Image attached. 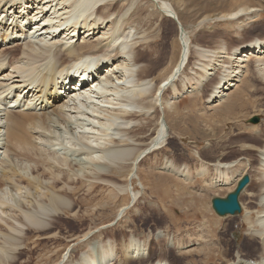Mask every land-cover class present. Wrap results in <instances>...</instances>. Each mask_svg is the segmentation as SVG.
<instances>
[{
    "label": "bare ground",
    "instance_id": "obj_1",
    "mask_svg": "<svg viewBox=\"0 0 264 264\" xmlns=\"http://www.w3.org/2000/svg\"><path fill=\"white\" fill-rule=\"evenodd\" d=\"M55 1L0 0V264H19L24 256L28 259L23 264H93L96 260L97 264H176L174 256L181 258L193 251L201 254L206 264L217 258L225 264H264V121L245 128L249 137L239 146L240 157H220L198 172L204 175L209 168L214 173L202 191L226 187L232 192L244 175L252 177L241 193L243 210L239 215L212 218V210L209 217L204 211L194 230L200 233L189 240V233L163 229L151 236L138 231L134 221H121V227L110 230L109 238L106 235L102 243L98 240L100 251L92 247L85 255L75 256L74 249L64 260V218L76 220L78 207L86 204L77 197V184L88 185L93 197L96 188L105 187L110 190L109 199L118 200L114 187L128 186L135 177L143 179L140 167L157 151L165 154L152 161L154 167L168 169L190 182L188 169L173 164L169 149L176 135L171 121L175 122L178 100L187 99L204 83L203 92L211 91L208 103L228 100L220 106L224 121H240L231 115L234 110L246 118L264 115V38L240 44L228 54L224 46L191 48L182 37L177 58L170 53L172 47L163 27L153 20L155 13H148L149 21L141 18L146 12L142 3L126 24L120 25L134 0H87L89 14L67 24L63 16L77 0ZM165 8L175 19L171 14L175 12ZM245 15L243 10L227 14L235 20L242 16L237 25L246 27L255 16ZM138 19H143L144 32L135 31ZM26 20V28L18 24ZM24 33L27 38L22 40ZM88 55L94 61L97 80L76 97L63 98L57 93L64 91L61 84L77 70L75 61H86ZM169 56L172 63L166 66ZM256 81L263 85L259 87ZM218 93L224 95L215 98ZM183 116H187L185 112ZM59 132L68 134L65 140L76 137L84 146L74 148L72 156L63 153L56 142ZM16 174L20 179L10 182ZM46 187L54 190L47 194L48 202L41 199ZM190 192L196 193L194 188ZM107 206L104 203L90 210L97 212ZM235 226L246 233L231 254V239L224 234ZM91 230L69 235L78 244L75 248L88 247L98 238ZM22 232L25 236L21 238ZM20 243L24 246L14 259ZM257 247L258 254H253Z\"/></svg>",
    "mask_w": 264,
    "mask_h": 264
},
{
    "label": "rangeland",
    "instance_id": "obj_2",
    "mask_svg": "<svg viewBox=\"0 0 264 264\" xmlns=\"http://www.w3.org/2000/svg\"><path fill=\"white\" fill-rule=\"evenodd\" d=\"M59 1L60 0H57L55 3ZM75 3L77 5L74 4L72 10L69 9V13H66L63 16L64 18L62 17L63 21H68L67 24H72L80 20L82 21L87 16V13L89 14L88 7L86 6L88 5L87 0H77ZM134 3L132 9L121 19L120 25L126 24L128 16L132 12H136L137 5L142 3L147 13L145 12L142 14L141 18H145L146 21H149V14H151V12L152 14L155 13L153 20L157 23V26L161 25L163 27L162 31L165 33L164 35L169 42V48L171 49L172 47L170 53H174L177 58L181 54V47L184 41L182 37H184V39L187 38L188 45L191 48L198 45L210 49H217L224 46L228 54L233 52L234 48L240 44L249 42L255 38H264V0H134ZM165 6L170 7L169 9L174 11L178 16L183 26L182 29L174 18L168 16V11ZM241 10H243L246 15L248 13V16H255L254 21L247 23L246 27L243 26L242 23H239V26L237 25V22L240 21V19L242 20V16L240 19L236 20L229 19V16H227L229 13ZM138 21L141 24L143 19H138ZM140 24L137 23L136 25L135 31L137 33H139V31L144 32V30H142V24ZM240 26L241 28H239ZM29 28L30 27H28V29ZM183 31L186 33V36ZM33 34L34 33L31 35L33 36ZM190 55L193 57L194 53H190ZM168 63H172L170 56L166 59L165 65L167 66ZM170 66H173V64ZM214 76L215 75L212 77ZM256 82L259 87L263 85L260 81ZM204 86V83L198 86L199 88H197L199 90L197 89L187 99L178 100L175 110L176 116H172L175 120V124L172 122L173 120L171 121L174 134H176L175 137L171 138L172 144L169 148L171 149L170 153L172 157L174 156L173 164L176 167L178 166L177 168L188 169L186 171L192 176L190 182L184 179L183 176H179L170 170L168 171V169H159V166L158 168L154 167L152 161L154 162L155 159H161L165 154L164 151H157L156 153L149 154L142 163L140 172L143 179L135 177L128 186L127 184H117V186L114 187L118 192V200H110L108 196L110 190L105 187L96 188L94 193L95 196L93 197V195H89L90 190L88 185L77 184L79 190V192H77V197L82 199L83 203L86 204L78 207L77 212L80 213V216L77 217L78 220H72L68 217L64 218L65 224H63L64 226L62 225L61 229L64 249L67 248L64 253V260L67 259L66 257H68L70 251L74 249H76L73 251L75 256L85 255L92 247H95V250H97L103 242L102 239L106 235L110 237L109 232H112L110 230L117 226L121 227L119 224L121 225L125 220L128 222L134 221L138 231L144 230L150 232L151 236H153L155 232L166 229L167 231H172L173 233L177 232L181 235L189 233V240L190 238L194 239V237L191 236L195 233L194 230L196 229L195 227H197V221L203 218L205 212H207L206 215L208 216V214H210L208 211L212 210L213 215L210 217L218 218L219 215L216 214L212 208V198L214 196L225 197L230 191L226 187H221V189H205L202 191L201 189L204 188L203 185L205 181L211 179L214 173L209 168L206 173L204 172V175L198 172L204 166H211V164L215 163L220 157H229L231 160L240 157L241 151L238 150L239 146L249 137V135L245 133V128L249 124L252 125L263 122L264 115H254V117H259V121L258 123H253V116L246 118L244 113H241L239 110H234L231 115L237 117L240 121H234L232 119L224 121L225 117L221 113L220 106L225 105L228 100L219 103H208L207 101L211 91L207 93L203 92ZM168 93L169 91H167V94ZM160 109H162V105ZM81 112L85 114L87 109H82ZM184 112L187 116H183ZM79 116H83V114L79 113ZM187 117L188 119H186ZM59 135L60 139L58 141L56 140V142L63 148V153L66 152L68 155H71L74 148L77 149L84 146H82L84 142L81 140L79 141L78 138L70 134L69 136L75 138L73 141H71L70 138L65 140V136L68 134L64 135L63 132H59ZM63 135L64 137H62ZM74 141L75 145L73 144ZM62 143L64 145H62ZM1 174L2 171H0V175ZM19 179L20 175L16 174L12 177V181L10 182H17ZM141 181H143L144 185ZM21 184L23 186L27 185L26 183ZM165 188H167V191H165ZM191 188H194L196 193L192 194L190 192V190H192ZM34 190L35 189L32 191L35 192ZM22 191L26 192V189L24 188ZM42 191L46 194L43 195L41 190H39L38 192H41L43 195L41 199L48 202L47 194H52L54 190L52 188L50 189V187H46L42 189ZM27 195L28 194H26V196ZM88 197H90L89 200H87ZM66 198L68 199V203L71 204L72 200L70 197L67 196ZM241 200L242 196L240 198V201ZM104 203L108 204L107 208L104 210H99L98 208L97 212H91L90 209L97 208ZM191 204H195L198 209L195 208V205L193 208L188 209V206ZM124 205L125 207H123ZM60 211L63 212L62 210ZM200 212H203V215ZM239 214L240 213L236 215ZM68 223H72L73 225L70 226ZM89 227L94 231V233H92L93 231L91 230V233L95 234L98 238L93 240V243L88 247L84 246L83 249L75 248L78 244L72 242V238H70L69 235L74 233L79 234V232L83 235L90 229ZM228 230L229 229L226 230L227 232L224 236L231 239V254H234V250L237 248V242L240 241L239 239L243 238L246 229H237L235 226L234 229L231 231L229 230L230 232ZM82 231H84V233ZM232 231H236L237 233L232 235ZM126 233L129 234L128 229ZM199 233L200 232L197 231L195 234ZM19 235L21 238L25 236L24 232ZM184 238L186 239V236L182 239L188 241ZM99 239L101 243L98 242ZM94 241L97 244H95ZM51 245L52 242L49 243V246ZM23 246V243L16 246L17 250L15 251L14 259L18 258V250ZM98 250L100 251V248ZM214 251L216 257V247ZM257 251L258 247L257 250L255 248L252 252L253 254H258ZM36 256L37 254L35 257ZM202 257L201 254H197L193 251V253L186 254L181 258L174 256L173 260L176 264H206V260ZM27 259L28 258L24 256L18 263L23 264ZM221 263L225 264L223 260L217 258L213 260L211 264ZM1 264H3V262H1ZM93 264H97V260Z\"/></svg>",
    "mask_w": 264,
    "mask_h": 264
},
{
    "label": "water",
    "instance_id": "obj_3",
    "mask_svg": "<svg viewBox=\"0 0 264 264\" xmlns=\"http://www.w3.org/2000/svg\"><path fill=\"white\" fill-rule=\"evenodd\" d=\"M175 20L178 22L180 28L182 29V24L179 21L178 17L175 16L174 13H171ZM259 117H253L252 122H258ZM251 177L249 174H246L240 179L237 184V187L230 192L226 197L214 196L212 198V207L215 212L221 216L227 214L236 215L242 212V205L240 201V195L245 190L247 185L249 184Z\"/></svg>",
    "mask_w": 264,
    "mask_h": 264
}]
</instances>
